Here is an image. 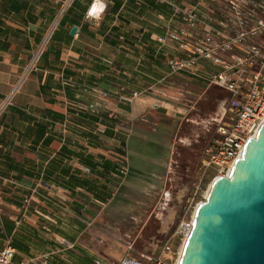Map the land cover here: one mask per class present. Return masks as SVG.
<instances>
[{
    "label": "crops",
    "instance_id": "crops-1",
    "mask_svg": "<svg viewBox=\"0 0 264 264\" xmlns=\"http://www.w3.org/2000/svg\"><path fill=\"white\" fill-rule=\"evenodd\" d=\"M63 1L0 0V100L58 19L39 69L0 118V249L10 238L15 264H41L44 256L51 264L56 255L74 264L109 260L125 226L143 216V199L179 181L192 188L200 167L191 180L188 166L213 136L189 99L201 90L197 98L206 101L210 88L170 75L166 58L175 51L156 42L171 19L166 3L99 0L103 11L86 16L92 0L65 8ZM118 161L128 166L120 193ZM24 198L27 215L16 226Z\"/></svg>",
    "mask_w": 264,
    "mask_h": 264
},
{
    "label": "built area",
    "instance_id": "built-area-1",
    "mask_svg": "<svg viewBox=\"0 0 264 264\" xmlns=\"http://www.w3.org/2000/svg\"><path fill=\"white\" fill-rule=\"evenodd\" d=\"M158 1L166 3L171 10L165 32L156 39L160 47L170 46L175 51L166 58L168 73H185L201 80L207 88L215 86L226 91L225 121L217 126L218 134L212 143L202 150L201 166L191 188L189 204L160 249L155 253L137 252L134 242H129L120 258L110 261L96 256L91 264H177L196 207L205 198V177L210 175L213 182L217 176H226L245 142L256 135L264 121V0H195L185 6L172 0ZM72 2L64 0V8ZM103 9L102 2L92 0L86 16H98ZM57 26L58 19L34 48L16 85L1 98L0 118L13 106L21 84L39 69V61ZM95 130L101 133L104 127L97 125ZM119 173L123 182L128 166L123 163ZM29 203L30 199L24 198L16 226L26 217ZM3 230L0 223V233ZM5 244L0 249V264H14L15 248L11 239L8 238ZM62 244L66 249L74 247L68 241H62ZM44 258L41 264H49L47 256Z\"/></svg>",
    "mask_w": 264,
    "mask_h": 264
},
{
    "label": "water",
    "instance_id": "water-1",
    "mask_svg": "<svg viewBox=\"0 0 264 264\" xmlns=\"http://www.w3.org/2000/svg\"><path fill=\"white\" fill-rule=\"evenodd\" d=\"M191 223L177 264H264V121L227 175L213 180Z\"/></svg>",
    "mask_w": 264,
    "mask_h": 264
},
{
    "label": "rangeland",
    "instance_id": "rangeland-1",
    "mask_svg": "<svg viewBox=\"0 0 264 264\" xmlns=\"http://www.w3.org/2000/svg\"><path fill=\"white\" fill-rule=\"evenodd\" d=\"M184 89L181 88L179 90V94L185 93L184 91H186L187 89L186 87H184ZM200 91L201 90H198L196 92V95L189 99L192 101L196 100L195 110H193L192 113H194L196 117H198V123L202 126L203 123L206 121L205 119L207 117V120L211 124V132L213 136L211 137V140H209L208 144H210L218 134L216 133L217 126L225 121L224 117L226 116L227 106V103H225L226 94H223V92H221L218 88H215L212 93L213 100L212 102L210 101L211 103L209 102V106L206 104V101H203V98H201L202 101L201 103H199L197 95L198 93H200ZM179 94L177 95L178 97L180 96ZM184 96V98L188 99L187 95ZM201 153L202 150L200 153H198V161L188 166L190 169L189 177H191V180H193V177L196 175V172L198 171V168L201 165ZM118 163L120 166L123 165L122 162L118 161ZM205 178V184H207H204L205 188L203 189V191H206V189L211 183L210 175ZM121 180L122 176L118 173V177L116 176L114 179L115 182L113 183V186H115L114 184H116V186L122 188L121 186H123L124 182H122ZM120 192H123V188L120 189L119 193ZM191 194V184L188 183L186 187L184 183L181 184V181H179L178 185L176 187L171 188V190H169V188H166L164 191L158 193L155 200L143 199V202L146 203L144 207L140 208L141 212L144 211L143 216H141L139 223H131V225L127 224V226H125V232L123 229L124 239H119L117 246L112 249V253L110 257H108L109 260H116L118 259V257L121 256V254L124 252L126 242H134L135 250L137 252H157L160 247L168 240L170 234L176 227L177 222L182 216L184 208L189 204L188 198L191 196ZM203 194L205 193L203 192ZM127 199L133 200L135 198L127 197ZM148 216L149 218L147 219ZM13 259V263L15 264L16 259L14 257ZM84 261L89 262L90 260L84 259ZM70 262H73V264L76 263L75 261H73V259H70L68 257L61 258L56 255L55 260L51 262V264H67Z\"/></svg>",
    "mask_w": 264,
    "mask_h": 264
},
{
    "label": "trees",
    "instance_id": "trees-1",
    "mask_svg": "<svg viewBox=\"0 0 264 264\" xmlns=\"http://www.w3.org/2000/svg\"><path fill=\"white\" fill-rule=\"evenodd\" d=\"M215 88H217V87H215V86H211L210 87V90H208V92H207V95L209 96V98L206 100V104L207 105H209L210 106V97H212V93H213V91L215 90ZM219 89V88H218ZM221 92H223V94H226L227 95V93H226V91H224V90H222V89H219ZM201 101L202 100H199V103H201ZM204 101V100H203ZM14 260V259H13Z\"/></svg>",
    "mask_w": 264,
    "mask_h": 264
},
{
    "label": "bare ground",
    "instance_id": "bare-ground-1",
    "mask_svg": "<svg viewBox=\"0 0 264 264\" xmlns=\"http://www.w3.org/2000/svg\"><path fill=\"white\" fill-rule=\"evenodd\" d=\"M211 184H212V182L210 183V185L208 186V188L206 189V191H204L205 196L207 195V191H208L209 187L211 186ZM182 247H183V245H181V249H182ZM181 249H180V251H181Z\"/></svg>",
    "mask_w": 264,
    "mask_h": 264
},
{
    "label": "snow or ice",
    "instance_id": "snow-or-ice-1",
    "mask_svg": "<svg viewBox=\"0 0 264 264\" xmlns=\"http://www.w3.org/2000/svg\"><path fill=\"white\" fill-rule=\"evenodd\" d=\"M93 11H95V10H93Z\"/></svg>",
    "mask_w": 264,
    "mask_h": 264
}]
</instances>
